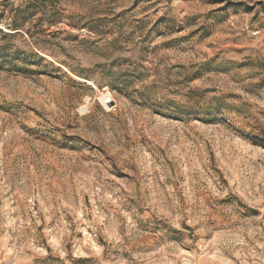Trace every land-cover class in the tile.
<instances>
[{
	"label": "rangeland",
	"instance_id": "374dc122",
	"mask_svg": "<svg viewBox=\"0 0 264 264\" xmlns=\"http://www.w3.org/2000/svg\"><path fill=\"white\" fill-rule=\"evenodd\" d=\"M0 264H264V0H0Z\"/></svg>",
	"mask_w": 264,
	"mask_h": 264
}]
</instances>
